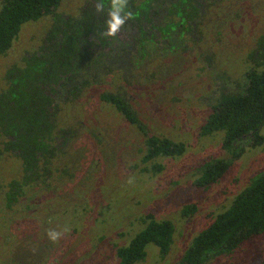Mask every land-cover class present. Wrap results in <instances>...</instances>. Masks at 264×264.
<instances>
[{"label": "rangeland", "instance_id": "rangeland-1", "mask_svg": "<svg viewBox=\"0 0 264 264\" xmlns=\"http://www.w3.org/2000/svg\"><path fill=\"white\" fill-rule=\"evenodd\" d=\"M83 3L60 0L55 11L74 15ZM205 11L203 23L196 26L199 43L183 38L186 46L176 54L159 58L152 53L135 69L106 74L76 100L59 102L57 127L71 134L61 157L51 163L48 185L26 187L9 209L0 199V264H116V246L142 226L138 218L146 212L172 222V243L164 255L147 243L144 259L134 264H177L191 237L264 168L263 125L262 143L244 142L242 153L217 182L206 188L193 185L204 160L226 155L220 132L199 134L208 101L220 88L241 86L249 67L246 55L255 39L264 36V0H215ZM49 24L46 14L21 26L0 55V90L4 70L40 46ZM191 45L199 50H189ZM103 89L125 96L146 133L180 140L184 151L152 159L161 170L151 172L150 163L142 161L144 134L99 99ZM18 175L15 160L3 152L0 193ZM190 204L193 212L182 215V206ZM49 232L60 235L54 241ZM207 264H264V231Z\"/></svg>", "mask_w": 264, "mask_h": 264}, {"label": "trees", "instance_id": "trees-1", "mask_svg": "<svg viewBox=\"0 0 264 264\" xmlns=\"http://www.w3.org/2000/svg\"><path fill=\"white\" fill-rule=\"evenodd\" d=\"M94 1L103 7L112 5V0ZM152 1L142 0L133 6L134 0H127L124 11L127 12L130 7L147 9ZM59 2L0 0V55L9 50L24 23L50 15V24L44 31L40 46L23 56L20 63L10 64L3 73L5 86L0 90V157L3 152L13 153L20 160L21 170L20 176L8 180L6 189L0 193L6 209L18 200L26 189L25 185H48L53 170L50 162L60 153L55 141L62 136L58 132L66 130L57 127L55 111L59 102L76 100L84 88L99 83L106 74L117 70L112 62L106 61L103 51L95 53L96 42H102L105 37V22L101 19L104 9L98 11L88 1L89 4L83 5L76 15L61 14L55 11ZM172 4L176 11L180 10L179 16L185 15L175 25L186 22L197 13L196 0H175ZM118 5L121 7L123 0H118ZM130 13L135 15V12ZM143 34L140 32L139 37ZM247 57L250 63L244 73L242 88L219 92L199 126L200 135L221 133L220 148L226 155L204 160L197 167V175L193 179L196 187L206 188L217 182L231 161L242 153L244 142L256 146L263 141L259 132L264 125L262 35L256 41L255 54L251 51ZM98 96L144 134L142 161L150 163L151 172L161 170V165L151 162L152 159L178 156L184 151V143L180 140L146 133L144 123L121 93L103 89ZM193 210L192 204L184 205L180 213L188 215ZM138 219L142 226L125 244L116 246L114 250L116 264L142 261L147 243L154 244L162 255L170 248L173 224L169 219H156L151 212ZM263 231L264 168L253 173L228 205L191 237L177 264H207L216 255L233 251L242 241Z\"/></svg>", "mask_w": 264, "mask_h": 264}, {"label": "flooded vegetation", "instance_id": "flooded-vegetation-1", "mask_svg": "<svg viewBox=\"0 0 264 264\" xmlns=\"http://www.w3.org/2000/svg\"><path fill=\"white\" fill-rule=\"evenodd\" d=\"M88 1H90L92 3L91 5L95 7L97 6V4H100L99 2L94 0H84V3L81 4L79 9L83 5L89 4ZM141 1L142 0H134L133 6L139 4ZM196 1L198 2V4H196V15H192L189 19H187L186 22L182 24L179 23L177 25H175L176 21H178L179 19H184L185 15L182 14L181 16H179L178 13L180 12V10L176 11L175 6H173L172 4L175 2V0H153L151 4H148L149 6L147 9L136 10L134 7H130L127 12L124 11L123 7L121 16L125 15L128 12H135V15L133 14L130 19H127L125 21L124 25L119 29L115 36L105 35V37L103 36L104 38L102 42H98L96 40L97 47L95 48V53L103 51L106 61L112 62L113 66L117 68L116 71H120V69L127 71L126 69L133 70L139 64L144 62L146 63L148 60L145 58H148L152 53H154L155 56H159V58L176 54L179 48H184L186 46V43L181 44L183 38H187L188 41H191L192 43H199L201 35H198L196 33V26L203 23V19L206 16V8H208L209 5L215 0ZM117 8H120V5H118ZM102 9H104V14L101 19L105 22V29L103 30V33L105 34L108 31L107 22L110 19L109 13L114 9L112 8V5L104 6L102 7ZM77 13L78 11L76 12V14ZM140 32L144 33L143 37H139ZM258 37L255 39L252 50H249L248 53L254 51L255 54L256 41ZM189 50H199V47H194L193 45H191L189 47ZM244 73L241 86L239 87L240 89L245 82ZM219 80L224 81L225 79L220 77ZM237 89L229 90L220 88L218 91H216L215 96L212 97L210 101H208L209 111L210 106L215 101L219 92L235 91ZM62 128L67 130L66 127ZM66 130L58 132V135L62 136H59L56 139L55 145L57 146V152L60 150V153L56 155L55 159L53 158L54 161H57L61 157V150L69 139V135L71 134V132L66 133ZM4 153H7L15 160L16 164L18 165L19 177L21 172L19 165L20 160L16 158L13 153ZM28 186H30L31 188L36 186L40 187L41 189L42 187H44L27 184L24 188Z\"/></svg>", "mask_w": 264, "mask_h": 264}, {"label": "clouds", "instance_id": "clouds-1", "mask_svg": "<svg viewBox=\"0 0 264 264\" xmlns=\"http://www.w3.org/2000/svg\"><path fill=\"white\" fill-rule=\"evenodd\" d=\"M118 0H112V8L114 9L109 13L110 19L108 20V31L105 33L107 36H115L119 29L124 25L127 19L131 18V13H126L125 15L121 16V11L123 10L124 5L126 4L127 0H123V5L120 8H117ZM97 10H102V5L97 4ZM59 233L57 232H49V237L52 240H56L59 237Z\"/></svg>", "mask_w": 264, "mask_h": 264}]
</instances>
